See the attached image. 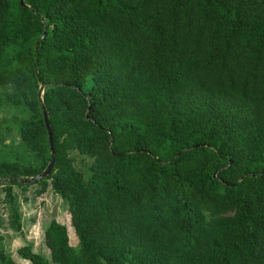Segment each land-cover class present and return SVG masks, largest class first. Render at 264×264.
<instances>
[{"label":"trees","instance_id":"16d2710c","mask_svg":"<svg viewBox=\"0 0 264 264\" xmlns=\"http://www.w3.org/2000/svg\"><path fill=\"white\" fill-rule=\"evenodd\" d=\"M24 3L0 0V230L50 190L78 245L52 219L49 255L7 231L0 264H264V0Z\"/></svg>","mask_w":264,"mask_h":264},{"label":"rangeland","instance_id":"374dc122","mask_svg":"<svg viewBox=\"0 0 264 264\" xmlns=\"http://www.w3.org/2000/svg\"><path fill=\"white\" fill-rule=\"evenodd\" d=\"M3 116V115H2ZM78 166L82 167L80 161ZM16 191L20 194V190L16 188ZM29 201H23L22 212H23V231L21 234H15L6 225V231L0 230L1 234L9 232V238L5 240L6 249L11 254H15L16 251L25 246L26 244L32 243L35 252H40L49 255L48 248L45 244V228L48 226L52 219H56L58 222L65 224L69 229L70 242L73 246H77L78 239L75 231L71 226V220L69 212L63 204V201L59 196H56L50 190L41 197L34 198V188H31L25 195ZM3 195H0V210ZM1 216L4 212H0ZM6 217V216H5Z\"/></svg>","mask_w":264,"mask_h":264},{"label":"water","instance_id":"95a60500","mask_svg":"<svg viewBox=\"0 0 264 264\" xmlns=\"http://www.w3.org/2000/svg\"><path fill=\"white\" fill-rule=\"evenodd\" d=\"M21 4L23 6L25 5L24 0H21ZM44 88L45 87L41 88V95L43 94ZM44 116H45V122H46V125H47V128H48V132H49L50 149H51V152L53 154V158H52L48 168L46 169V171L43 174H41L38 177L25 178L24 182H26V183H35V182H38L39 180L45 178L46 176H48L51 173V170H52L54 162H55V157H54L55 150H54V147H53L52 132H51L50 124H49L48 115H47V112L45 111V109H44Z\"/></svg>","mask_w":264,"mask_h":264}]
</instances>
